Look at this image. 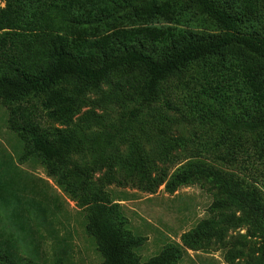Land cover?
<instances>
[{"label": "trees", "instance_id": "16d2710c", "mask_svg": "<svg viewBox=\"0 0 264 264\" xmlns=\"http://www.w3.org/2000/svg\"><path fill=\"white\" fill-rule=\"evenodd\" d=\"M167 7L174 24L154 27ZM92 93L133 107L114 127L94 109L75 118ZM0 100L23 158L37 156L86 208L101 264H177L243 225L229 262L264 264V191L252 173L264 165V0H0ZM36 108L58 127H43ZM193 118L214 134L183 135ZM190 141L206 142L189 152ZM74 153L93 154V169L67 168ZM175 163L172 173L163 167ZM104 167L149 193L209 184V215L142 262L144 238L92 178Z\"/></svg>", "mask_w": 264, "mask_h": 264}, {"label": "rangeland", "instance_id": "374dc122", "mask_svg": "<svg viewBox=\"0 0 264 264\" xmlns=\"http://www.w3.org/2000/svg\"><path fill=\"white\" fill-rule=\"evenodd\" d=\"M175 11L173 7L165 8L163 16L152 25L158 28L173 25ZM89 97L92 103L83 107L75 118L94 109L105 124L114 127L121 115L133 107L132 104L103 102L99 93H92ZM160 104L164 107L163 99ZM9 108L10 104L0 100V264H101L103 258L97 242L86 229V208L77 206L55 178L48 175L37 156L23 158L25 143L10 128ZM35 113L43 127H58L40 108H36ZM101 129L95 128L94 131L100 132ZM207 129L210 130H205L196 118L181 125L183 135L191 137L196 134L198 139L203 134H214L213 128ZM205 142L190 141L189 152ZM94 157L91 153H74L66 166L72 168L81 164L92 170ZM179 165L166 164L163 167L169 166L168 173H172ZM254 166L253 176L264 191V165L262 161H256ZM91 175L96 182L102 183L108 204L119 206L128 229L144 238L143 245L136 249L142 262L156 256L168 243H181L182 234L208 217L214 202V190L210 185L196 180L170 194L164 185L154 193L141 190L138 182L128 178L119 168L109 172L104 167L92 171ZM246 234L247 225L231 228L222 240L211 239L206 249H186L177 264H246L242 257L233 262L228 260L229 249Z\"/></svg>", "mask_w": 264, "mask_h": 264}]
</instances>
